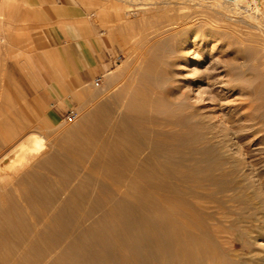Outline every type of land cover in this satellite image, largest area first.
Instances as JSON below:
<instances>
[{
	"label": "rangeland",
	"instance_id": "obj_1",
	"mask_svg": "<svg viewBox=\"0 0 264 264\" xmlns=\"http://www.w3.org/2000/svg\"><path fill=\"white\" fill-rule=\"evenodd\" d=\"M76 34L109 56L99 85L76 70ZM49 79L65 87L64 97L52 95ZM182 90L202 114L218 115V103L228 112L245 94L264 92V0H43L38 6L0 0V264H66L103 241H121L130 220L150 213L147 199L141 211L123 208L135 200L134 184L116 181L95 153L85 152L82 125L108 105L147 147L126 150L136 166H150L153 152L159 160L179 161L197 145L192 134L155 143L152 119L178 118L171 101ZM54 98L63 108L52 105ZM67 108L77 110L75 120L64 119ZM30 132L40 135L42 151L18 160L12 149ZM11 162L15 168L6 170ZM150 221L148 215L138 224L151 229ZM242 242L236 240L235 250L264 258L263 238L246 248Z\"/></svg>",
	"mask_w": 264,
	"mask_h": 264
},
{
	"label": "bare ground",
	"instance_id": "obj_2",
	"mask_svg": "<svg viewBox=\"0 0 264 264\" xmlns=\"http://www.w3.org/2000/svg\"><path fill=\"white\" fill-rule=\"evenodd\" d=\"M181 94L179 100L171 101V110H178L181 114L178 118L155 115L152 119L155 143L176 135L186 140L187 130L188 135L192 134L190 141L197 145L179 161L165 160L167 157L164 161L159 160L153 152L149 156L150 166H136L134 158L126 156V150L147 147L135 140L133 132L125 124L128 119L110 114L108 105L92 112L90 123L82 125L84 138H80V144L84 145L85 152L95 153V162L108 168L116 181L134 184L132 193L135 200L123 208L141 211L142 202L147 199L148 203H145L150 213H144L140 221L130 220L126 228L121 227L125 234L124 231L120 233L124 234L123 238L114 246L103 241L101 248L91 249L88 254L76 252L79 258L76 256L78 259L66 264H109L115 255L116 264H264V258L258 254L253 258L249 254L247 256L248 251L243 252L244 249L242 252L235 250L237 239L249 246L259 238L264 239V147L260 146L264 143V92L260 95L245 94L239 105L232 106L233 109L229 106L228 112L225 105L218 103L222 115L217 111L202 114L199 106L188 101L187 92L182 90ZM36 132L28 133L13 147L14 154L18 156L16 159L30 160L40 152L43 140ZM8 167L15 168L14 163L6 164L5 169ZM123 199L126 202L132 200L126 196ZM227 201L236 203L237 211L228 208ZM43 213L41 216H45L46 212ZM148 215L151 229L138 224ZM83 224L87 227L95 225ZM256 231L258 235L254 234ZM107 239L110 240L109 237ZM3 241L0 237V243ZM38 242L37 239L34 244Z\"/></svg>",
	"mask_w": 264,
	"mask_h": 264
},
{
	"label": "crops",
	"instance_id": "obj_3",
	"mask_svg": "<svg viewBox=\"0 0 264 264\" xmlns=\"http://www.w3.org/2000/svg\"><path fill=\"white\" fill-rule=\"evenodd\" d=\"M37 2V6L39 2L43 3V0H35ZM58 5H60L61 0H55ZM50 34L53 38L59 36L58 30L51 29ZM74 46L76 48V57L74 59L76 70L81 77L82 80L85 81H95L96 78L102 77V75L109 69V65L111 61L108 59L109 56L106 53H102V51L97 50V48L91 45L89 39L85 38L81 34H76V38L74 39ZM97 47V46H96ZM47 84L51 90V93L54 97L61 95L65 96V87L56 83L53 79L47 80ZM57 107L60 106V100H56L54 98V105ZM58 110V108H56ZM60 110V109H59Z\"/></svg>",
	"mask_w": 264,
	"mask_h": 264
},
{
	"label": "built area",
	"instance_id": "obj_4",
	"mask_svg": "<svg viewBox=\"0 0 264 264\" xmlns=\"http://www.w3.org/2000/svg\"><path fill=\"white\" fill-rule=\"evenodd\" d=\"M101 81V77H98L95 79V84L99 85ZM52 105H54V103H52ZM78 116V112L75 108H67L64 113H63V117L64 119H69V120H75Z\"/></svg>",
	"mask_w": 264,
	"mask_h": 264
}]
</instances>
